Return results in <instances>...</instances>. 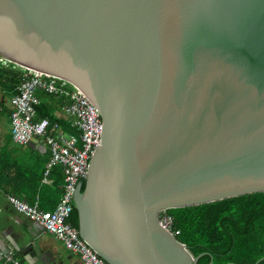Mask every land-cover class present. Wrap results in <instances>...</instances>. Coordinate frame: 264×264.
Masks as SVG:
<instances>
[{
    "label": "water",
    "instance_id": "obj_1",
    "mask_svg": "<svg viewBox=\"0 0 264 264\" xmlns=\"http://www.w3.org/2000/svg\"><path fill=\"white\" fill-rule=\"evenodd\" d=\"M0 59L99 109L72 205L108 264H197L157 213L264 191V0H0Z\"/></svg>",
    "mask_w": 264,
    "mask_h": 264
},
{
    "label": "built area",
    "instance_id": "obj_2",
    "mask_svg": "<svg viewBox=\"0 0 264 264\" xmlns=\"http://www.w3.org/2000/svg\"><path fill=\"white\" fill-rule=\"evenodd\" d=\"M2 64L7 60L0 59ZM22 80L18 91L10 97V134L13 142L26 144L33 138L43 140L49 152L43 178L48 179L50 170L60 165L63 174L61 195L52 210H42L37 203H28L15 195L8 200L19 213L39 223L48 233L60 240L64 247L79 258L80 264H108L80 236L78 228L68 217L73 210L72 200L77 185L85 179L89 160L101 143L102 118L99 109L76 87L60 77L19 66ZM60 99L58 117L69 121L76 133L64 131L59 122L43 117L36 119L39 98L36 91ZM160 226L176 238L179 230L173 227L172 216L165 210L157 213ZM17 263L12 255L5 262Z\"/></svg>",
    "mask_w": 264,
    "mask_h": 264
},
{
    "label": "trees",
    "instance_id": "obj_3",
    "mask_svg": "<svg viewBox=\"0 0 264 264\" xmlns=\"http://www.w3.org/2000/svg\"><path fill=\"white\" fill-rule=\"evenodd\" d=\"M16 66L0 61V85L10 96L17 93L22 80V69ZM42 96L46 99H39L36 119L46 117L51 122H59L62 130L76 133L68 120L55 113L60 99L45 93ZM49 176L55 178L57 186L62 185L61 166L52 167ZM80 182L83 190L85 179ZM165 212L172 216L173 227L179 230L176 239L184 243L193 256L202 254L197 264H208L211 259L210 264H254L258 260L256 264H264V191L169 208ZM68 221L77 227L74 208Z\"/></svg>",
    "mask_w": 264,
    "mask_h": 264
},
{
    "label": "crops",
    "instance_id": "obj_4",
    "mask_svg": "<svg viewBox=\"0 0 264 264\" xmlns=\"http://www.w3.org/2000/svg\"><path fill=\"white\" fill-rule=\"evenodd\" d=\"M10 97L0 85V264H80L60 240L16 211L7 198L15 195L36 202L42 210H52L62 190L54 177L43 178L49 152L41 139L26 144L12 141ZM7 254L17 263L5 262Z\"/></svg>",
    "mask_w": 264,
    "mask_h": 264
},
{
    "label": "rangeland",
    "instance_id": "obj_5",
    "mask_svg": "<svg viewBox=\"0 0 264 264\" xmlns=\"http://www.w3.org/2000/svg\"><path fill=\"white\" fill-rule=\"evenodd\" d=\"M9 65H11V64L9 63ZM17 66H18V65H17ZM17 66H16V67H17ZM17 68L20 69L19 66H18ZM42 94H43V93H42L41 91H39V90L36 91V95H37V97H38L39 99H40V98H41V99H46V96H42V97H40ZM6 97H7V96H6ZM48 98H49V97H48ZM6 99H8V98H6ZM49 99L52 101V98H51V97H50ZM60 106H61V105H58V106H57V108H56V112H55L56 114H57V112L60 113V110H61V107H60ZM9 114H10V113H9ZM9 125H10V124H9ZM41 140H42V139H41ZM42 141H43V140H42ZM48 155H49V154H48ZM56 166H57V165H56ZM59 166H60V165H59ZM61 171H62V169H61Z\"/></svg>",
    "mask_w": 264,
    "mask_h": 264
}]
</instances>
